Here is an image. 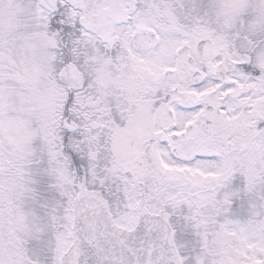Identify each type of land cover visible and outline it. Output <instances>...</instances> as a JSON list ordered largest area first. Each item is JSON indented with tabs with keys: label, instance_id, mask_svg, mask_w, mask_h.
<instances>
[{
	"label": "snow or ice",
	"instance_id": "obj_1",
	"mask_svg": "<svg viewBox=\"0 0 264 264\" xmlns=\"http://www.w3.org/2000/svg\"><path fill=\"white\" fill-rule=\"evenodd\" d=\"M0 264H264V0H0Z\"/></svg>",
	"mask_w": 264,
	"mask_h": 264
}]
</instances>
